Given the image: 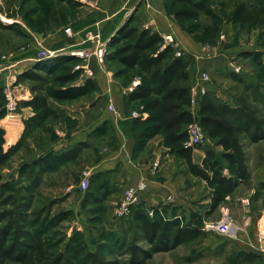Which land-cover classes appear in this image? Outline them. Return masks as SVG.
<instances>
[{
  "label": "rangeland",
  "instance_id": "obj_1",
  "mask_svg": "<svg viewBox=\"0 0 264 264\" xmlns=\"http://www.w3.org/2000/svg\"><path fill=\"white\" fill-rule=\"evenodd\" d=\"M80 1L83 5L76 11L56 15L40 7L35 10V4L30 0H0L2 21L17 22L23 31V34H17L11 29L0 28V111H5L0 120L7 117L10 123H20L16 120L19 114L24 122V130L15 143L22 141L19 148L0 167V234L6 236L8 245L17 250L27 244L38 243L41 239L45 259L64 255L68 264H133L131 247L137 245L150 249V244L138 228L134 214L118 219L114 211L125 190L134 184V181L130 178H120L119 182L115 183L114 169L98 171L92 168L91 163L97 159L98 153L85 154L88 143L87 140H82L84 133L81 132L88 133L91 129L88 133L91 135L100 129L105 131L108 126L105 122L101 123V118L108 111H114V102L105 98L100 86L92 94L76 100L56 101L48 94L53 89L54 74L50 75L44 69L37 68L38 61L46 59L39 56L44 48L55 50L57 48L50 46H65L63 51L67 53L72 50L84 51V56H79L81 60L71 62L72 67L82 69V65H87L86 67L93 71L90 74L85 67L81 76L73 83L80 84L86 77L97 81L102 72L109 77H116L117 64L105 59L109 46L107 43L111 39L110 31L114 28L110 27L114 25V15H111L114 8L111 9L106 2L100 3L102 0ZM157 1H133L135 6L139 3L134 14L137 23L144 26L145 22L150 20L148 4H155ZM159 1L168 13V0ZM252 1L264 4V0ZM161 5L159 7H162ZM233 13L234 9L222 6L221 0H212L208 12L201 14L203 27L196 35L188 31L185 23L176 21L168 13L174 19L176 30L182 38L175 37L173 33L174 41L177 42L176 50L181 51L192 62V86L196 92L201 87L231 105H235L241 95H249L251 99V93L245 91L244 81H257L259 64L252 56H246L244 53H260L264 63V24L235 22ZM67 28H71L73 33L68 34ZM91 33L94 35L92 38ZM106 40L108 41L105 45ZM78 41L81 44L75 46ZM101 50L104 51L103 55H100ZM78 65L81 67L78 68ZM93 66L99 67L100 71L96 73ZM203 73L209 74L208 80H203ZM234 75L244 81L241 82ZM134 81L138 83L140 79L135 78ZM134 81L130 86H133ZM130 88L127 87L128 92L132 91ZM8 91H11L13 99L18 102L13 112L8 108ZM261 93L258 106L261 116L264 117V88ZM34 95L46 96L53 112L44 125L25 134V122L34 111L24 102L32 99ZM24 107L32 111L31 116L23 117L28 111ZM127 111L129 116L132 111L139 113L137 117H130L132 126L137 131L136 135L140 137L147 127L146 121L149 117L145 103L136 101ZM97 113L99 114L96 115ZM101 141V146L96 152L101 149L100 156H105L110 153L109 143ZM157 141L153 138L152 143ZM80 143L85 146H82V152L76 159L65 162L62 160L67 157L54 159L55 153L61 154L64 149L73 150V147ZM62 144L64 145L61 148H57ZM242 144L247 154V164L249 167L251 164L253 168L259 153L264 152V139L253 142L249 138H243ZM256 144H262V149ZM149 148H141L136 153V159L141 161L142 165L144 159H151L154 163L158 158L159 164L153 169L152 163L153 173H145L141 178L146 179L148 187L133 208H144L151 214L152 207L159 206L166 217H180L182 223L189 222L194 212L204 213L210 195L206 182L190 173L185 159L179 155L165 151L164 148L157 153L154 148ZM193 149L194 160L200 165L207 150H215L218 153L222 151L214 140L205 134ZM47 155H50L47 159L57 162L48 171L45 170L49 167L46 160L37 163L38 159ZM85 171H91V176L89 187L84 190L81 188V181ZM98 173L101 179L109 181L110 187L114 189L104 202V213L93 212V209L98 208L91 196ZM246 192L250 193V189L244 185L216 212L204 218L203 236L184 242L171 250L156 252L145 264H225L227 255L239 248V243H244L240 242L241 239L253 241L256 236L259 238L258 234L264 228V210L251 214L248 211L249 195L239 200ZM226 212L235 218L234 232L220 234L203 229L205 222L218 221ZM97 215L100 220H95ZM5 264L22 263L9 259Z\"/></svg>",
  "mask_w": 264,
  "mask_h": 264
},
{
  "label": "trees",
  "instance_id": "obj_2",
  "mask_svg": "<svg viewBox=\"0 0 264 264\" xmlns=\"http://www.w3.org/2000/svg\"><path fill=\"white\" fill-rule=\"evenodd\" d=\"M34 2L35 10L47 9L56 15L69 13L79 9L83 2L80 0H30ZM212 0H168L167 11L180 23H185L188 31L196 35L202 30L201 14L207 13ZM224 7L234 9L235 22H257L264 24V4L255 1L221 0ZM135 14V13H134ZM134 14L117 30L107 43L108 49L105 59L117 64L116 77L124 88L129 87L135 78L140 81L133 90L125 95L126 106L132 103L144 102L148 111L147 127L137 136L135 152L147 146V141L156 136H161V144L172 154L184 158L190 173L203 179L210 190V201L205 205L204 213L194 212L190 221L182 223L180 217L169 218L161 211L159 206H153L151 214L144 208H133L132 214L138 223V228L143 232L145 240L150 244V249L137 245L131 247L133 264H145L152 255L159 251H168L176 246L204 235L202 230L203 220L211 216L220 206L235 195L239 186L251 178L247 164V154L243 148L242 139L249 138L253 142L264 139V117L261 116L259 100L262 97L261 89L264 88V63L260 53H244L252 56L259 64L256 73V82H246L243 78H235L245 83V91L249 95L238 97L235 105L223 102L207 91L199 97L197 111L192 110V71L191 60L185 54L176 55V47L167 43L164 36L151 27L140 25L136 22ZM0 28L11 29L17 34H23L17 22L5 23L0 18ZM81 60L70 54H59L55 57L38 61L37 68L44 69L48 74H54L53 89L48 93L56 101H73L80 97L92 94L99 89L98 82L92 77H86L80 84L73 83L80 76L84 68L75 69L71 62ZM2 87H0L1 89ZM26 106L33 108L34 114L26 120L24 133H31L44 125L52 115L49 100L44 95H34L26 102ZM5 111H0V118ZM198 116L204 134L213 139L220 153L207 150L202 158L201 165L194 160L193 147L185 146L189 138L188 125ZM5 130L0 127V167L3 166L19 148L22 141L4 150ZM144 138V140L142 139ZM80 143L73 150H63L61 154L55 153L54 159L62 161L74 160L82 152ZM50 155L37 160L45 161L49 167L57 162L47 159ZM36 162V161H34ZM96 184L91 194L97 209L93 212L105 211L104 202L114 192L109 181L95 177ZM264 187V183L260 184ZM91 188V187H90ZM89 188V189H90ZM98 194H97V193ZM260 192L250 197L259 199ZM252 210L258 207L251 206ZM131 214V215H132ZM260 216V213H258ZM95 220H100L99 215ZM41 239L38 243L27 244L21 250L8 245L6 236L0 234V264H5L9 259H15L22 264H68L64 255L53 259H45ZM259 253L240 248L234 249L227 260L230 264H256ZM78 258V256H75ZM66 261V262H65Z\"/></svg>",
  "mask_w": 264,
  "mask_h": 264
},
{
  "label": "crops",
  "instance_id": "obj_3",
  "mask_svg": "<svg viewBox=\"0 0 264 264\" xmlns=\"http://www.w3.org/2000/svg\"><path fill=\"white\" fill-rule=\"evenodd\" d=\"M133 1L134 0H102L100 2V3L106 2L105 4L106 5L109 4L111 9L114 8L113 13L111 12L112 13L111 15H114V21H113L114 25L110 26L111 28L112 27L114 28L110 31V36L113 35L116 29L121 25V23L125 20V18L128 17V15L134 9L135 4L133 5ZM160 5L161 4L159 0L155 4H151V3L148 4L150 10L149 11L150 20L148 22H145L144 26L151 27L153 30L159 31L162 35L175 34L174 35L175 37L181 38V36L176 30L177 25L175 24L174 19L166 12V8H163L162 5H161L162 7H159ZM125 12L127 13L126 15ZM110 25L112 24L110 23ZM107 41L108 40L105 41V44ZM75 43H77L75 44V46H79L81 44L79 43V41ZM53 47L57 48L55 50H60V51L66 49L65 46H50V48ZM93 68H95L96 73L100 71L98 70L99 67L96 68L93 66ZM97 81L100 86V90L102 94L105 96V98L111 99L114 102V111H108L104 117L102 115L101 123L105 122L107 123L108 126V128L105 131L103 129H100L99 131H97L99 133L95 132L91 135L88 134L91 132V129L89 130L88 133H86L85 131H81L84 133V135L82 136L83 138L82 140L84 141L87 140L88 143V145L86 146V151L87 150L88 151L87 153L85 151V154L94 153V155H97L98 153L97 159L91 163V165L93 166L92 168H96V170L98 171L104 169H114L115 170L114 175L116 178L114 180L115 183L119 182L120 178L123 179L130 178L134 181L133 182L134 184H132L131 186L136 185V183L144 179L141 178L145 176V173L148 172L149 174L153 173V169L151 168L153 162H151V159L148 161L144 159V162L141 165V161H138L136 159V152L134 151V149L137 142V135H136L137 131L132 126V120L131 117L129 116L130 113L127 111L128 107L126 106V101H125V95L128 93V89L122 87L121 81L119 79L115 77L114 78L109 77L105 72L99 74V78ZM129 87H131L129 90H133L134 84L133 86H129ZM24 109L28 110L27 115L23 116L24 118L32 115V111H30L28 107H24ZM98 114L99 113H97L96 115ZM148 115L149 114H147V116ZM98 117L99 116H97V118ZM16 120L20 121V123L19 122L10 123L7 121V117L0 120V125L6 130L5 144H4L5 150H7L10 146H12L18 141L24 130V122L22 120V116H19V114H17ZM94 128H92V130ZM101 140H103L106 143H109L108 146L110 148V153L105 156L103 155L100 156L99 153L101 149H99L98 152H96L97 149L100 148L101 146L100 144V142H102ZM154 140H158L157 143L153 144L152 143L153 138H152L147 143L148 148L149 146L150 148L151 147L154 148L156 153L157 151H161L162 148H164L165 151L167 150V148L161 144V140H162L161 136L154 137ZM63 145L64 144L60 145L57 148H61ZM256 145L260 148L262 146V144H256ZM133 155L134 158L132 157ZM198 165L200 164L198 163ZM249 169L251 172L250 180L246 183H242L239 186V188L245 185L250 189V193L246 192L242 194L239 197V200H241L240 198L247 197V195H249V199H250V197L256 192V190H259L260 192L259 199L251 201V204L249 203L248 205V211L251 214H256L258 211L262 212L264 210V187H260V184L264 183V152L261 151V154L259 153L257 157L256 165H254V167L252 168L250 164ZM141 170L147 172H143ZM124 174L125 176H123ZM232 197H228V200H230ZM207 201L209 203L210 196L207 199ZM252 205L253 207L254 206L258 207L257 211L252 210L251 207ZM240 242L242 243L244 242L243 244L245 245L239 243V245L242 247L240 246L237 247L243 250L259 253L260 257L256 260V264H264L263 239L260 240L256 236L255 238H253V241L251 240L244 241V239H241ZM225 264H230L227 258L225 260ZM245 264H249V263H245Z\"/></svg>",
  "mask_w": 264,
  "mask_h": 264
},
{
  "label": "built area",
  "instance_id": "obj_4",
  "mask_svg": "<svg viewBox=\"0 0 264 264\" xmlns=\"http://www.w3.org/2000/svg\"><path fill=\"white\" fill-rule=\"evenodd\" d=\"M66 32L68 34L73 33L71 28H67ZM91 35H92L91 38L94 37V35L92 33H91ZM164 38H165L167 43H171L175 47L177 46L176 45L177 42H176V40L174 41V37L171 34L164 35ZM103 50H101L100 55H103V53H104ZM73 54H76L77 57L84 56V51H73ZM182 54L183 53L181 51L176 52V55H178V56H180ZM39 56H44V58H49L51 56H55V54H54V52H52L48 48H44L41 51V53L39 54ZM86 66L87 65H82L83 68H85ZM77 67L79 68L81 66L78 65ZM86 68H88V67H86ZM87 71L90 74L93 73L92 69L88 68ZM209 77L210 76L208 73H203V75H202L203 80H208ZM134 84L137 85L138 83L135 82ZM191 93H192V110L194 111V114H195L197 111V107H198L199 97L201 95H203L204 93H206V91L200 87L197 89V92H196V89L194 88V86H192ZM6 96H7V99L9 101L8 102L9 111H11V112L15 111L17 108L18 102L13 99L11 91L10 92L8 91L6 93ZM110 107L113 109V104H111ZM138 115H139V113L137 111H132L130 116L134 118V117H137ZM188 133H189V138L185 142V146L195 147L196 145H198L202 141L204 132H203L202 127L199 123L198 116H196L194 121L188 125ZM158 164H159V159H156L155 162L153 163V166H152L153 169H156ZM90 176H91V171H85L84 172V176H83L82 181H81V188L82 189L85 190L89 187ZM147 187H148L147 181L144 179L139 181L136 185L128 187L125 190L122 198L120 199V201L116 205V208L114 211L115 216L118 219H120V218L128 217L129 215H131V213L133 211V205L137 201H139L141 194L145 190H147ZM235 228H236L235 218L229 212L224 213L223 217L218 221L205 222L204 227H203V229L213 230V231H216L220 234L232 233V232H234ZM258 235H259L260 240H262V239L264 240V228Z\"/></svg>",
  "mask_w": 264,
  "mask_h": 264
},
{
  "label": "water",
  "instance_id": "obj_5",
  "mask_svg": "<svg viewBox=\"0 0 264 264\" xmlns=\"http://www.w3.org/2000/svg\"><path fill=\"white\" fill-rule=\"evenodd\" d=\"M138 6H139V3L134 7V9L131 11V13L128 15V17H126L125 18V20L121 23V25L116 29V31L113 33V35L117 32V30L137 11V9H138ZM112 35V36H113ZM111 36V37H112ZM110 37V38H111ZM49 50H51V49H49ZM52 52H54V54L55 55H59V54H71V55H75L76 56V54H73V51H71V52H65V51H60V50H51Z\"/></svg>",
  "mask_w": 264,
  "mask_h": 264
},
{
  "label": "bare ground",
  "instance_id": "obj_6",
  "mask_svg": "<svg viewBox=\"0 0 264 264\" xmlns=\"http://www.w3.org/2000/svg\"><path fill=\"white\" fill-rule=\"evenodd\" d=\"M7 21H11V20H7ZM15 129V128H14ZM16 131V130H15Z\"/></svg>",
  "mask_w": 264,
  "mask_h": 264
}]
</instances>
